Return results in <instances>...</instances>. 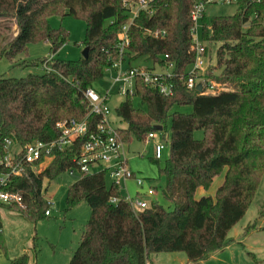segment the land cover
<instances>
[{"label": "trees", "instance_id": "1", "mask_svg": "<svg viewBox=\"0 0 264 264\" xmlns=\"http://www.w3.org/2000/svg\"><path fill=\"white\" fill-rule=\"evenodd\" d=\"M193 1L154 0L152 15L141 11L134 19L128 30L125 61L133 64L143 58L151 62L144 65L149 69H162L173 62L169 79L173 88L164 95L137 78L133 95L144 108L134 107L132 95L127 94L116 109L126 123L125 128H117L125 142L131 138L143 141L148 132L156 131L155 126H160L163 140L169 134V154L159 174L164 178L162 197L173 208L168 210L152 199L147 207L134 210L119 187L107 183L106 170L79 177L67 187L65 202L71 209L85 201L90 215L67 264H145L152 253L176 251L196 264L228 245L229 230L254 198L264 172V0H240L232 15L202 16V40L220 43L214 66L208 65L202 75L225 85L226 89L215 94H203L184 83L185 71L195 58L189 51ZM122 2L0 0V60L12 61L37 42H47L50 53L55 54L67 42L69 32L62 26L52 27L47 19L51 15H69L85 22L81 43L88 47L86 58H54L42 74L20 78L0 74L1 156L6 152V140L23 146L56 138L59 120L86 118L88 124L87 133L72 145L50 153L52 158L42 171L28 169L27 175L12 176L7 188L21 193L23 206H6L29 220L49 216L45 213L52 203L44 197V181L55 179L73 165V157L99 121L97 115L89 114L83 92L102 79L119 57L118 32L129 16ZM11 22L16 32L9 38ZM145 28L163 29L166 36L155 39L145 34ZM204 55L210 57L208 45ZM182 105H190L191 111H172ZM197 130L203 131L201 138L194 136ZM224 169L223 182L214 196L196 199V189H207ZM112 197H118V202L111 203ZM2 248L0 236V251ZM7 264L35 263L25 253L8 258Z\"/></svg>", "mask_w": 264, "mask_h": 264}, {"label": "rangeland", "instance_id": "2", "mask_svg": "<svg viewBox=\"0 0 264 264\" xmlns=\"http://www.w3.org/2000/svg\"><path fill=\"white\" fill-rule=\"evenodd\" d=\"M237 6V3L214 2L206 6L205 14L208 18L232 15L236 12ZM47 19L52 27L62 26L68 30L67 42L55 54L50 53V46L47 42L31 43L25 51L19 53L12 61L2 58L0 60V74L5 77L16 78L28 74H42L44 70L49 69L54 58L76 60L82 56L84 46L81 41L85 32L84 20L69 15H51ZM9 26L10 38L16 32V26L13 22L9 23ZM244 27H247V24ZM206 45L209 47L210 57L205 58V67L200 72L203 76L208 65L214 66L215 51L220 43L205 42ZM34 60H36L35 64L32 63L35 62ZM133 64H147L146 66H150L151 62L141 58ZM214 71L218 72V70ZM114 77V70L106 69L103 78L95 82L93 88L101 95L110 92L108 105L110 107L111 123L115 127L125 128L126 123L116 112L117 107L124 100V95L119 93V83H113ZM205 80L207 84H211L210 87L206 88L205 94H215L226 89L225 85L212 80ZM131 99L134 107L144 108L138 96L132 95ZM191 109L190 105H182L174 106L172 111L189 113ZM154 133L155 138L151 140V143H144L131 138L125 145V152L129 168L136 172L137 177L148 178L147 181L151 183V186H157L154 191L155 197L166 209L170 210L173 205L162 197L161 190L164 178L159 174V167L163 166L169 154V134H166V139L163 140L161 129L154 131ZM194 136L201 138L203 131H195ZM156 141L165 144L159 164L151 160L153 143ZM13 148L17 147L13 146ZM91 170L97 171L99 168L95 166ZM224 172L225 169L216 175L207 189L198 187L194 197L199 199L203 196L213 195L223 179ZM78 178V174L71 176L65 171L51 181H44V197L52 204L49 209L50 215L43 219L29 220L19 211L0 204V216L4 225L1 234L3 248L0 252V264H7L8 258H14L25 253L29 255L30 260L35 264L68 263L77 247L83 225L90 215L89 207L85 201H80L71 209L67 208L65 202L67 187ZM107 183L109 184V180H107ZM146 187H139L136 182L132 185V183L126 181L125 184L120 185V192L123 197L129 196L131 199L136 197L137 192H139L142 193V198L148 200L150 196L144 193ZM261 211L264 212V172L249 208L227 234L231 241L228 243L230 249L225 253L228 255L226 264H264V213L260 215ZM254 224L255 226L248 227ZM149 262L151 264H190L187 262L185 253L177 251L152 253Z\"/></svg>", "mask_w": 264, "mask_h": 264}, {"label": "built area", "instance_id": "3", "mask_svg": "<svg viewBox=\"0 0 264 264\" xmlns=\"http://www.w3.org/2000/svg\"><path fill=\"white\" fill-rule=\"evenodd\" d=\"M240 0H194L189 12L192 22L190 28L191 43L189 51L195 54L194 61L185 71L184 83L188 88H195L201 84V93H206L207 84L200 72L205 67V41L201 38V18L205 13L208 4L218 3H237ZM259 1V0H257ZM123 7L129 14L127 22L118 32L117 48L119 57L108 70H114L115 77L113 83H119V93L122 95H133L135 91V80L141 79L144 83L157 87L159 92L164 95L172 93V84L169 79L172 77L173 62H168L162 69H149L144 65L127 64L125 61L126 52L130 42L129 27L141 11L148 15L155 12L154 0H123ZM145 34L155 39H163L166 31L163 29L145 28ZM167 58V55L164 56ZM183 77V76H181ZM110 92L103 95L98 93L93 87L84 90L83 95L89 102V114L98 116V123L80 150L72 159L73 165L66 169V172L79 177L92 174L100 170H106L111 183L117 185L120 191V185L126 181L134 180L139 187H146L144 193L152 195L155 191L153 185L147 181V178L137 177L136 173L128 166L125 152L126 142L121 138L117 128L112 125L110 120V107L108 105ZM55 127L58 136L47 141H34L23 146L17 145L11 140H6V152L1 156L0 164L5 170L0 171V204L23 206V197L20 192L9 190L7 187L11 182L12 176L27 175L28 169L32 172L42 171L46 163L52 158L53 150H62L73 144L74 140L83 136L88 131L86 118L82 120L62 119L56 122ZM155 137L153 131L148 132L143 138L144 143H150ZM16 146L17 148H13ZM165 144L161 141L153 143L152 157L161 160ZM97 166L99 170H91ZM129 202L134 210H141L148 205V201L142 198V193L137 192V196L132 198L123 197ZM118 197H112L110 202L115 204ZM50 215V211H46ZM2 227L0 226V234ZM145 264H150L146 261Z\"/></svg>", "mask_w": 264, "mask_h": 264}, {"label": "crops", "instance_id": "4", "mask_svg": "<svg viewBox=\"0 0 264 264\" xmlns=\"http://www.w3.org/2000/svg\"><path fill=\"white\" fill-rule=\"evenodd\" d=\"M53 57V56H52ZM111 120V119H110ZM116 128H121V127H116ZM155 138V137H154ZM154 140V139H153ZM151 143V142H150ZM126 144H127V142H126ZM125 144V145H126ZM152 154H153V151H152ZM127 157V156H126ZM127 161H128V159H127ZM49 162H47L46 163V165L48 164ZM135 172V171H134ZM136 173V172H135ZM223 177H224V174H223ZM148 179V178H147ZM108 180H109V182H111L110 181V179L108 178ZM222 182H223V179L220 181V184H219V186L222 184ZM129 183H132V185H134L135 184V182H134V180H129ZM151 184V183H150ZM212 184V183H211ZM218 189V188H217ZM216 189V190H217ZM216 192V191H215ZM215 194V193H214ZM214 194L213 195H211V196H214ZM148 196H150L149 197V199L147 200L148 202H150L152 199H157L156 197H155V192L152 194V195H148ZM0 224H1V227H2V232H3V228H4V225H3V222H2V219H1V216H0ZM2 234V233H1ZM1 234H0V236H1ZM230 249V245H227L225 248H223V249H221V250H218V251H215V252H213V253H211L208 257H206V258H204V259H202V260H200L199 262H198V264H226V262H228L227 260H226V257H228V255L227 254H225V253H227V251ZM1 252V251H0ZM254 256V255H253ZM186 259H187V257H186ZM263 261H264V259H263ZM30 262L32 263V261L30 260ZM234 264H236V263H234Z\"/></svg>", "mask_w": 264, "mask_h": 264}, {"label": "water", "instance_id": "5", "mask_svg": "<svg viewBox=\"0 0 264 264\" xmlns=\"http://www.w3.org/2000/svg\"><path fill=\"white\" fill-rule=\"evenodd\" d=\"M87 53H88V47L85 46V47L83 48V50H82V56H83L84 58H86V57H87ZM196 90H197L198 92H201V91H202V86H201V84H197V86H196ZM155 129L158 130V129H161V128H160V126H155Z\"/></svg>", "mask_w": 264, "mask_h": 264}]
</instances>
